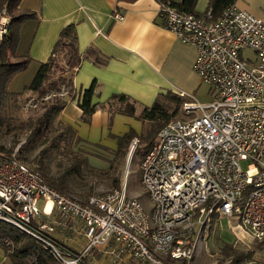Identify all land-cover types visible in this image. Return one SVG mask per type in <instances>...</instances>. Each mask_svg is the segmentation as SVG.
<instances>
[{
	"label": "built area",
	"instance_id": "obj_1",
	"mask_svg": "<svg viewBox=\"0 0 264 264\" xmlns=\"http://www.w3.org/2000/svg\"><path fill=\"white\" fill-rule=\"evenodd\" d=\"M157 3L163 26L195 46L192 68L211 99L177 93L184 98L183 118L165 122L142 154L147 207L126 193L125 178L80 200L48 185L20 157L19 144L0 152V221L34 235L63 264H78L92 248L110 243L135 264H190L221 217L232 224L235 242H264V22L234 3L217 17L210 10L200 17L168 0ZM111 17L123 15L114 9ZM8 21L0 16V38ZM245 49L252 55L244 59ZM131 140L128 159L139 142ZM247 160L243 169L240 161ZM53 210L79 225L88 239L84 250L63 253L33 230L31 222L52 233L56 219L43 217Z\"/></svg>",
	"mask_w": 264,
	"mask_h": 264
},
{
	"label": "crops",
	"instance_id": "obj_2",
	"mask_svg": "<svg viewBox=\"0 0 264 264\" xmlns=\"http://www.w3.org/2000/svg\"><path fill=\"white\" fill-rule=\"evenodd\" d=\"M168 1L177 8L183 0ZM208 1L195 0L192 12L204 17ZM234 4L264 22V0H234ZM19 5L35 13L18 30L15 56L30 58L19 75L37 70L39 63L49 57L60 31L70 24L75 27L77 48L84 57L72 77L76 95L66 101L56 120L70 125L83 144L114 150L118 136L130 128L137 134L143 129L141 121L121 113L114 114L109 124V114L101 109L91 115L89 122L82 121L77 92L87 89L92 82L96 83L94 102H103L113 93H124L146 106L155 99L163 100L171 92L194 96L203 84L192 68L195 46L182 42L163 26L157 0H21ZM114 9L121 12L122 19L111 17ZM49 206L46 205L45 213L50 211ZM44 218L56 219L55 226L67 229L68 236L60 230L54 234L67 246L77 252L86 248L88 239L77 223L55 210ZM102 247L85 254L93 255L96 248ZM6 260L0 248V264H7Z\"/></svg>",
	"mask_w": 264,
	"mask_h": 264
},
{
	"label": "trees",
	"instance_id": "obj_3",
	"mask_svg": "<svg viewBox=\"0 0 264 264\" xmlns=\"http://www.w3.org/2000/svg\"><path fill=\"white\" fill-rule=\"evenodd\" d=\"M20 1L0 0V16L4 14L9 18L6 32L0 38V129L6 127L13 131L25 130L26 136L24 142L23 144H19L20 157L27 164L34 165L38 174L48 185L61 192L70 194L67 191V186L62 176L54 179L48 174L45 160L50 151H52L51 148H56L60 145L64 146L72 139H75L76 142L80 141L75 135L74 129L68 124L57 121L56 117L66 101L74 98L76 95L72 77L84 55L77 48L74 25L65 26L60 31L47 60L39 63L32 82L25 86L21 92H11L8 89L11 79L17 73L24 70L30 61L29 56H15L18 30L23 22L35 17L33 11L20 7ZM117 1L133 2L135 0ZM194 1L183 0L177 5V8L192 12ZM232 3H234V0H209L206 11L210 10L212 16L217 17L226 5ZM95 88L96 83L92 82L87 89L77 92V104L81 109L80 118L84 122H89L91 115L101 109L107 111L109 114V124L114 114L121 113L134 117L141 121L142 124H153L158 131L165 122L178 114L183 102V99L179 95L172 92L164 95L162 97L163 100L155 99L149 106L139 105L134 98L124 93H113L103 102H94L93 95ZM27 92L37 95L39 107L37 111L28 115L27 118L21 120L18 124H13L9 121V117L5 112L7 103L22 97ZM49 131L56 132L49 141V146L41 148L35 154L34 160L28 161L22 155V147L32 143ZM140 135L133 128H130L125 134L118 136L117 146L112 152L113 159L116 156L124 155L131 139L134 137L139 138ZM152 142L145 146V150ZM16 143L17 140L14 139L5 153L11 152L15 148ZM1 150H3L2 147H0V152H2ZM69 160L70 167L77 171L82 170L87 165L86 156L77 151L71 152ZM100 172L103 171L100 170ZM118 185L119 178L116 177L112 181V186L116 188ZM30 225L42 238L51 242L61 252L71 255L78 253L51 233L38 229L33 222ZM252 245H257L259 249L264 248V242L254 241ZM227 247L230 248L231 264H239L242 260L248 259L252 255V250L240 251L232 245ZM0 248L3 250L6 259H8L7 264H45L48 259L56 260L58 264H63L55 258L47 244L38 240L34 235L20 231L18 228L1 221ZM92 259L93 255L84 254L80 257L78 264H93Z\"/></svg>",
	"mask_w": 264,
	"mask_h": 264
},
{
	"label": "rangeland",
	"instance_id": "obj_4",
	"mask_svg": "<svg viewBox=\"0 0 264 264\" xmlns=\"http://www.w3.org/2000/svg\"><path fill=\"white\" fill-rule=\"evenodd\" d=\"M250 50H243L242 56H251ZM36 70H29L20 75L16 74L12 86L9 90L12 92H21L24 85L32 82ZM211 91L209 88L201 84L194 97L199 102H208L210 100ZM34 93L27 92L22 97L16 98L7 103L5 112L9 117V121L13 124H18L21 120L27 118L28 115L33 114L39 107V99ZM183 112L180 111L173 118L181 119ZM55 131H49L42 137L34 140L32 143L22 147V155L28 160H34L35 154L43 147L49 146V141L55 134ZM157 128L153 124H143L141 135L139 136L138 145L128 159L129 145L124 155L116 156L113 159V150H105L100 147H92L83 144L75 139L68 141L64 146L60 145L56 148H51L47 159L45 160L46 171L52 178L62 176L67 186V191L77 199L84 200L91 194L102 193L113 188L112 181L114 178H119V183L125 178L126 193L128 195H135L144 204L149 205L147 196L142 192L140 184L141 168L140 162L142 154L145 151V146L156 138ZM26 136L25 130H9L6 127L0 129V147L3 148L2 152H7L6 149L10 146L14 139L17 140L15 147L18 144H23ZM80 152L87 158V165L82 170H75L70 167V154L71 152ZM249 161H240L243 169L247 168ZM110 166V168H109ZM103 171V172H100ZM50 202V201H48ZM47 202V203H48ZM46 203V205H47ZM45 205V209H46ZM50 207V206H49ZM48 210V209H47ZM59 226V227H58ZM214 227L216 228L212 235L203 238L196 246L194 257L190 264H231L230 263V248L232 245L240 251H251L252 255L239 264H264V248L259 249L257 245L253 246L254 242L241 243L235 242L232 224L225 217L215 219ZM64 231V235L68 236L70 233L67 229H62L60 225H54L52 235ZM244 244H249L246 246ZM100 247V246H99ZM114 250L113 252H111ZM96 252V253H95ZM8 263V259L6 260ZM93 264H135L134 260L128 255L127 252L120 250L113 244H108L102 248H97L93 253ZM34 264V263H33ZM45 264H58L56 260L48 259Z\"/></svg>",
	"mask_w": 264,
	"mask_h": 264
},
{
	"label": "bare ground",
	"instance_id": "obj_5",
	"mask_svg": "<svg viewBox=\"0 0 264 264\" xmlns=\"http://www.w3.org/2000/svg\"><path fill=\"white\" fill-rule=\"evenodd\" d=\"M50 202H48L47 207L49 206Z\"/></svg>",
	"mask_w": 264,
	"mask_h": 264
}]
</instances>
